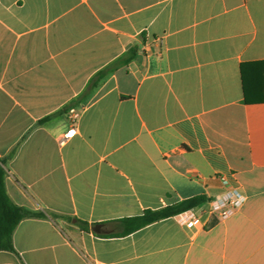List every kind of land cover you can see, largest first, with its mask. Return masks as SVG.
Instances as JSON below:
<instances>
[{"label": "crops", "instance_id": "crops-1", "mask_svg": "<svg viewBox=\"0 0 264 264\" xmlns=\"http://www.w3.org/2000/svg\"><path fill=\"white\" fill-rule=\"evenodd\" d=\"M263 95L264 0H0L5 190L44 213L0 264H264ZM229 186L242 205L203 213ZM193 197L121 235L122 218Z\"/></svg>", "mask_w": 264, "mask_h": 264}, {"label": "trees", "instance_id": "trees-1", "mask_svg": "<svg viewBox=\"0 0 264 264\" xmlns=\"http://www.w3.org/2000/svg\"><path fill=\"white\" fill-rule=\"evenodd\" d=\"M135 53L134 48H129L127 52L114 60L111 64L106 66L105 68L99 70L90 85H94L97 80H99L105 73L115 69L119 65L127 64ZM242 79H243V88H244V100L249 101V97L247 94V78H245L243 72V64H242ZM264 99V95L263 98ZM4 159H0V250H11L14 251L13 243H12V233L18 222L24 218L29 216H43L44 213L41 211H32L27 208L16 205L8 196L5 185H4V176L5 169L3 167ZM202 197H193L187 200H184L176 205L165 206L159 209L151 210L146 209L141 215L132 216L127 218H122L121 221L126 225L121 235H125L133 230H136L148 223L156 221L158 219L168 217L170 215L176 214L182 210L193 207L194 205L201 202ZM79 226L86 230L87 223L82 220H76ZM111 234H106L105 236H110Z\"/></svg>", "mask_w": 264, "mask_h": 264}, {"label": "built area", "instance_id": "built-area-1", "mask_svg": "<svg viewBox=\"0 0 264 264\" xmlns=\"http://www.w3.org/2000/svg\"><path fill=\"white\" fill-rule=\"evenodd\" d=\"M76 129L72 125L66 132H64L59 141V144H64L71 138ZM222 183L226 184L227 180L224 176H220ZM244 194L234 186L227 187L223 192L217 194L209 200L208 206L203 213L216 214L219 219H225L232 215L244 202ZM184 220V225L187 228H193L201 223L200 214L194 210H187L181 213Z\"/></svg>", "mask_w": 264, "mask_h": 264}, {"label": "water", "instance_id": "water-1", "mask_svg": "<svg viewBox=\"0 0 264 264\" xmlns=\"http://www.w3.org/2000/svg\"><path fill=\"white\" fill-rule=\"evenodd\" d=\"M93 230H94L96 233H100V232H101L100 224H96V225L93 227Z\"/></svg>", "mask_w": 264, "mask_h": 264}]
</instances>
